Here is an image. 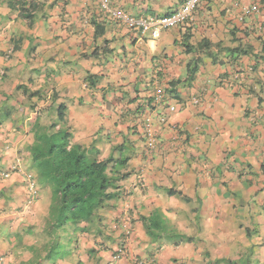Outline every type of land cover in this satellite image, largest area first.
Masks as SVG:
<instances>
[{
	"label": "crops",
	"instance_id": "obj_1",
	"mask_svg": "<svg viewBox=\"0 0 264 264\" xmlns=\"http://www.w3.org/2000/svg\"><path fill=\"white\" fill-rule=\"evenodd\" d=\"M19 1L0 0V264L14 261L7 250L29 197L21 168L30 169V155L19 152L37 118L59 107L64 121L55 130L129 158L120 199L102 215L108 229L117 219L132 224L119 264H208L212 231L215 250L258 244L264 264V0H201L186 24L158 38L114 18L101 0H24L42 3L34 18L21 14ZM106 1L148 20L171 16L187 0ZM253 6L259 11L240 20ZM87 116L91 132L76 129ZM156 210L192 241L152 243L141 219ZM105 235L106 246L116 245L102 254L110 262L121 236Z\"/></svg>",
	"mask_w": 264,
	"mask_h": 264
},
{
	"label": "trees",
	"instance_id": "obj_2",
	"mask_svg": "<svg viewBox=\"0 0 264 264\" xmlns=\"http://www.w3.org/2000/svg\"><path fill=\"white\" fill-rule=\"evenodd\" d=\"M23 1H19L22 4L21 14L27 11V18H34L32 13L38 12V9L42 10V3L34 6L33 2L24 4ZM200 66L197 61L192 75H196ZM193 80L194 78L190 81ZM36 94H32L33 97ZM65 109L58 108L57 123L52 121L45 124L42 116H39L31 130L34 137V143L28 147L32 158L31 167L35 169L39 183L49 190L51 204L44 229L47 242L39 245L28 244L26 248L32 258L22 264H56L58 259L62 260L71 253L70 249H78L75 246L79 243V233L94 234L97 230L100 237H105L106 230L109 229L104 225L102 215L116 207V202L120 199L117 193L118 184L128 176L123 174V170L129 158H115L111 153L108 158L102 159L96 147L72 144L67 129L62 127L55 130L64 121ZM28 144L29 142H26V147ZM0 195L4 196V193L0 192ZM31 197L30 193V199ZM141 220L152 243H168L178 247L192 241V238L173 228L161 210H156ZM128 221H113L110 231L120 232L124 223H129L131 227L132 224ZM25 233L34 234V230L26 229ZM132 233L131 228V235ZM62 234L70 235L67 244L62 243ZM120 236L123 241L128 239L121 232ZM19 240L21 241V238ZM72 245H75L74 248ZM14 247L15 245L12 252ZM91 251H88V254L93 257L95 252Z\"/></svg>",
	"mask_w": 264,
	"mask_h": 264
},
{
	"label": "rangeland",
	"instance_id": "obj_3",
	"mask_svg": "<svg viewBox=\"0 0 264 264\" xmlns=\"http://www.w3.org/2000/svg\"><path fill=\"white\" fill-rule=\"evenodd\" d=\"M91 84H93V82H91ZM47 108L49 107H46V109ZM43 121L45 124L46 123L48 124L50 122L52 123V121L53 123H57L58 122L57 112L55 113L54 111H52L51 113L50 112L46 113V115H43ZM75 128L81 131L89 132L92 128V124L89 122L88 116L85 117L84 122L80 121L77 124H75ZM26 142H29L27 147H26ZM71 142L72 144H75L76 141L72 140ZM101 142H103V140H101ZM33 143H34L33 136L31 139L25 140L23 142V147L21 148V153L19 152V156L20 158H23L24 160L25 158L28 157V154L30 155V157L28 158L30 169L27 170L26 167H24V169L21 168V172L24 173V176L26 177L27 182H28V194H29L28 198H30L29 189L31 188L32 183L35 186L34 191L39 192V193H38L37 199L34 200L35 203L31 202L28 204L27 203L28 199L26 200V202L24 201V204H27V206L25 205L23 208L24 213H23L22 219L24 218L25 220L22 221V225L19 228L21 232L18 231L16 233L17 235L13 234L11 237L12 244L15 245L14 252H13L14 255L12 254L13 248L10 252L7 250V255L9 257L10 256L12 257L13 255L14 257L13 258L14 261H12L11 264H22L23 262L32 258V254L26 248L28 244L39 245V244H45V242H47L46 240L47 234L44 229L46 225V217L48 215L49 207L51 204V195L49 193V190L43 187L39 183L35 169L31 167L32 158H31V154L28 152V147L32 145ZM20 146L21 144L19 145V147ZM98 147L100 148H96V149H99L101 158L105 154L107 156L106 158H108L111 155V153L109 155V152L114 151L112 150L113 146H111L110 144L105 145V146L101 145ZM145 147L148 150L146 131H145ZM7 194H8V191H7ZM111 224H110L109 230H112ZM104 225L108 226L105 223ZM26 229H31L32 231L34 230V234L28 235L27 233H25ZM97 232L98 231L95 230L94 234H87V233L77 234L76 233L78 236L77 239H79L78 240L79 243L77 244V246H75L76 244L72 246L73 248L75 246L78 249H70L71 253L67 257L63 258L62 260L58 259L56 261V264H79V262H82L83 264H109L103 258L102 254L105 251H112L116 245L111 244V247L106 246L108 244V239L106 238L110 236L105 235L106 238L104 239L100 237L97 234ZM110 233L112 232L110 231ZM215 234L216 233L212 231L210 234L206 236V238L209 240L210 246L213 251L212 256L207 257L208 264H233V263L234 264H259L257 254H260V253L257 252L256 250L257 248H259L258 244L256 245L255 251L253 248L251 250H238L237 251L232 244H224L222 250L217 251L215 250V248L218 247V244L216 242V240L218 241V239L214 236ZM131 236H129L127 240H124L125 250H124L122 259L126 255L127 246L129 244V240ZM69 237L70 235L62 234V239H61L62 243L67 244L69 241ZM20 238H21V241L19 240ZM227 249H231L230 252L226 253ZM91 250L95 252L93 257L88 254V251H91Z\"/></svg>",
	"mask_w": 264,
	"mask_h": 264
},
{
	"label": "built area",
	"instance_id": "obj_4",
	"mask_svg": "<svg viewBox=\"0 0 264 264\" xmlns=\"http://www.w3.org/2000/svg\"><path fill=\"white\" fill-rule=\"evenodd\" d=\"M201 0H187L185 4L182 6L180 10L172 14L171 16L162 17V18H150L148 20H136L129 17L125 14L122 10L112 8L106 0H101V7L104 11L109 12L114 16V18L121 20L126 23H130L133 25H137L141 28L142 34H151L153 38H157L160 35V30L163 29H172L181 27L186 24L194 11L200 6ZM259 8L257 6H253L251 8H244L242 11V15L240 20L244 19L245 17L251 16L254 13H257ZM163 100L161 95H158L155 98L156 103H161ZM144 129L146 131V138H147V147L148 150H152L155 148L156 145V134L153 127V123L151 120L147 119L144 124ZM5 177H9V173L5 174ZM35 186L32 183L30 192L32 194L31 199H29L28 204L32 202V200L37 199L38 192L34 191ZM115 229H119L114 226ZM121 233L126 237V239L131 236V227L129 223H124L121 225L120 229ZM125 250L124 241L122 246L113 254L112 259L110 260L109 264H117L119 259L123 256Z\"/></svg>",
	"mask_w": 264,
	"mask_h": 264
},
{
	"label": "clouds",
	"instance_id": "obj_5",
	"mask_svg": "<svg viewBox=\"0 0 264 264\" xmlns=\"http://www.w3.org/2000/svg\"><path fill=\"white\" fill-rule=\"evenodd\" d=\"M158 38V37H157ZM7 174V173H6ZM5 176V175H4ZM9 176H10V174H9ZM29 191H30V189H29ZM31 193V192H30ZM39 193V192H38ZM30 199V198H29ZM29 199H28V201H29ZM28 201H27V203H28ZM121 232V231H120ZM122 243H123V240H121V242H120V244H119V246H118V249L122 246ZM116 253V252H115ZM109 263V262H108Z\"/></svg>",
	"mask_w": 264,
	"mask_h": 264
}]
</instances>
